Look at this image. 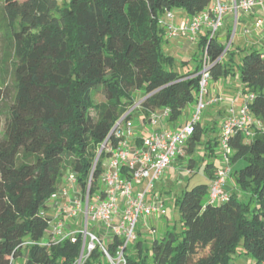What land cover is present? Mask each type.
Returning a JSON list of instances; mask_svg holds the SVG:
<instances>
[{
  "label": "trees",
  "instance_id": "1",
  "mask_svg": "<svg viewBox=\"0 0 264 264\" xmlns=\"http://www.w3.org/2000/svg\"><path fill=\"white\" fill-rule=\"evenodd\" d=\"M211 4V0H0V40L5 42L10 74V83L2 80L0 87V264L78 263L81 235L73 243L69 238L52 241L47 233L51 196L66 171L76 175L85 192L96 149L137 100L144 99L140 105L144 118L169 108V123L177 122L195 103L199 68L187 74L167 69L174 60L162 52L164 34L158 21L172 10L192 18ZM203 39L213 64L211 79L231 73L233 65L228 68L220 58L224 45L209 33ZM263 55L258 50L245 52L238 78L242 93L254 96L250 113L264 128ZM97 93H102L103 102H96ZM202 133L197 124L186 146L189 157ZM212 141L217 145L216 139ZM229 145L230 178L248 200L242 202L237 192H229L226 202L207 204L218 170L207 164V182L177 200L181 233L172 227L160 238L138 237L123 252L125 264H230V253L241 239L251 264H264V130L249 142L236 133ZM241 160L244 166L233 171ZM193 162L190 158L188 169ZM99 164L90 195L100 188ZM122 244L123 240L110 238L107 253L112 259ZM206 248L207 254L194 258ZM80 264L111 263L96 247Z\"/></svg>",
  "mask_w": 264,
  "mask_h": 264
},
{
  "label": "built area",
  "instance_id": "2",
  "mask_svg": "<svg viewBox=\"0 0 264 264\" xmlns=\"http://www.w3.org/2000/svg\"><path fill=\"white\" fill-rule=\"evenodd\" d=\"M211 2L208 11L193 16L181 28L169 24L168 21L173 19L172 11L164 12L165 19H159L158 23L168 29L171 37L185 35L194 37L201 31L213 37L222 27V20L227 12L234 11L235 14L237 11L249 12L256 6L264 9V0H211ZM261 24L262 20H258L255 25ZM247 33L248 30L245 31V34ZM212 66L207 48L204 47L200 55V69L196 75L197 98L190 120L186 124L166 129L165 125L171 113L169 108L158 109L144 118L140 109L144 99L137 100L119 117L100 145L85 192L82 193L76 175L70 173L66 180L70 190L59 187L51 196L49 209L52 208L55 214L50 217L47 233L52 241L69 238L74 243L76 235H81L83 253L86 251V256L97 247L111 264H125L123 252L138 237L135 234L138 219L142 217L145 220L143 226L146 227V220L153 221L167 216L166 203L162 197L155 196L152 200H147V196L152 194L156 182L164 171L177 159L184 157L187 143L194 133L195 126L200 123L203 111L221 101L220 98H207ZM253 98L252 94L246 95L237 115L232 101L231 115L221 126L218 139L221 166L210 184L207 199L209 205L226 202L229 199L226 186L231 176L230 138L240 133L245 142H249L256 132L264 130L262 123L250 113L249 106ZM139 129H146L147 134L142 136ZM103 155L108 157L109 161L102 167L99 179L101 187L90 195L93 172ZM136 182L142 184L140 190L134 189ZM89 223L99 226L100 235L89 232ZM72 225L78 226L79 229L73 230ZM146 232L150 236L156 234L152 226L148 227ZM112 237L123 240L115 259L107 253V245Z\"/></svg>",
  "mask_w": 264,
  "mask_h": 264
},
{
  "label": "crops",
  "instance_id": "3",
  "mask_svg": "<svg viewBox=\"0 0 264 264\" xmlns=\"http://www.w3.org/2000/svg\"><path fill=\"white\" fill-rule=\"evenodd\" d=\"M59 1L66 2L68 0H59ZM225 15H226V19H225L226 36L230 34L229 25H231V23L234 24L233 34L236 33L235 32L236 29L240 28L237 30L239 34L235 41V43H237L236 51L241 52L243 50L242 55H244L245 52L249 50H258L264 53V9L262 7L256 6L253 10L249 12L237 11L236 14L234 13V11H231V12H227ZM172 17L173 19L168 22L169 24H173L177 28L183 27L185 23L190 19L185 13L181 12V10H178L177 13L172 12ZM160 19H165L164 13L160 16ZM258 20H262V24L260 26L255 25ZM159 27L162 29L164 34V39H163L164 47L169 49V47L172 46V48H176L180 53V57L182 61L181 64L186 65V68L188 70L183 74L192 73L196 71L198 68L200 69V55L203 48L205 47L203 43L204 41L203 37L205 36L206 32L201 31L194 37L189 35L171 37L166 27L164 26L162 27L161 25H159ZM246 30H248L247 34H245ZM219 31H221V29H219ZM215 36L217 39L216 34ZM218 42L223 44V42L220 41ZM242 46L243 49H241ZM232 50L233 49L228 50V48H225L222 56V61H226V65L228 66V68H231V65H233L232 63L233 61H231V59L234 60V58L230 57V52ZM170 52L171 51L168 50V53ZM170 57L172 58V56ZM193 60H195L197 64L193 71H189L190 69L188 68V65ZM210 81H212L211 91L209 92L208 90L207 98L210 97L220 98L221 101L217 104L208 106L213 108L214 114L208 117L207 123H205V121L201 119L199 125L200 127L203 128V132L206 131L208 133L207 140L211 141L209 146H212V144H214V142L212 143L213 139H216V143H218L221 126L226 120H228V118L231 115V102L234 101L233 109L235 114L237 115L241 105L245 101L246 95L242 93V85L238 78V73L233 72V70L231 71V73H228L226 76L220 77L218 80L211 79ZM140 95L141 94L139 93L137 95V98L140 97ZM193 108H194V104L188 105L184 110L183 120L174 123L167 122L165 128L173 129L186 124L190 120ZM139 133L142 136H145L147 134V130L139 129ZM214 133H215V137H212ZM174 167L176 170L181 171L183 169H188V163L186 162V160L177 159L176 162L174 163ZM214 169L216 170L218 169V167H214ZM137 186H139V189H141L142 187L141 184H138ZM227 191L228 193L237 192V189L234 185L233 177L230 178L228 181ZM159 194L160 193L158 192L156 193L152 192V194L147 196V200H152L155 196H160ZM50 205H52V202H50ZM49 210H52L54 212L52 208ZM64 221L70 223V221L66 219H64ZM150 224L155 229L157 227L161 234H164L165 231L172 228L170 225V221L166 220V217L158 220L150 221ZM72 229L75 230L76 228L74 229V226L72 225Z\"/></svg>",
  "mask_w": 264,
  "mask_h": 264
},
{
  "label": "rangeland",
  "instance_id": "4",
  "mask_svg": "<svg viewBox=\"0 0 264 264\" xmlns=\"http://www.w3.org/2000/svg\"><path fill=\"white\" fill-rule=\"evenodd\" d=\"M58 2H61V1L58 0ZM177 11L178 10H172V12H175V13H177ZM225 19H226V15H224L223 20H222V28H220L221 31L218 30L216 35H217L218 41L223 42V45L225 48H228V50L233 49L230 52V57L234 58L232 62L233 63L232 70L233 72L238 73L237 67L242 59L243 50L241 52L236 51L237 43H235V41L239 34L237 30L240 28L235 30L236 33H234L235 34L234 35L233 34L234 24L231 23V25H229L230 34L226 36ZM241 49H243V46ZM168 50H170L171 52L168 53ZM162 52L164 53V55L172 56V58L174 59L171 66L170 65L166 66L169 71L176 72L179 74H183L188 71L186 68V65L181 64L182 61H181L180 53L178 52L176 48H172L171 46L168 49L164 47L163 45ZM7 61L8 59H7V51L5 50V42L0 40V87H1L2 80H4L7 84L10 83V74L8 72L9 64L6 63ZM196 64L197 62L195 60L189 63L188 65V68L190 69L189 71H193L195 69ZM211 82L212 81L209 82V86H208L209 92L211 91ZM95 100L96 102H103L104 96L102 95V93H97L95 96ZM213 114H214L213 108L208 107L203 111L201 115V119L204 120L205 123H207L208 117L210 115L212 116ZM183 118H184V112L178 121H182ZM133 119L136 121L134 117ZM2 127H3V119L1 118L0 119V130L2 129ZM212 137H215V133L213 134ZM207 138H208V133L204 131L202 133L201 141L196 145L195 152L193 156L191 157L194 159L191 169H183L181 171H178L175 169L174 163H173L168 169L164 171L159 181L156 182L154 189H153V192L160 193L159 195L165 201L166 210H167L166 220L170 221L171 227H175L176 232L178 234H180L182 231V224L180 222V212H179V206H178L177 200L181 198L182 194L185 191H189L193 187L207 182V177L205 173V167L207 164L213 163L214 167H218V168L221 166L220 159L218 156V152H219L218 143L217 145L213 144L214 150L210 151V149L207 147L208 146ZM213 142L214 141H212V143ZM99 150H100V146L96 149L95 159L98 155ZM189 158H190L189 155L185 153L184 157L180 159L186 160V162L188 163ZM108 161H109V158L103 155V157L100 160V164H99L100 168L102 169V167L106 163H108ZM244 164L245 162L243 160L237 162L236 164L233 165V169H234L233 171L239 170L240 168L244 166ZM69 174H70L69 171H66L64 173L59 187H65L67 190H70L69 185L66 183V180ZM138 184L140 183L136 182L134 184L135 190H140L139 186H137ZM237 195H238V198L242 202L247 201L249 197L247 193H242L239 191L237 192ZM53 214H55V211L54 212L52 210L47 211V215L49 217H52ZM143 224H145V220L142 217H140L135 227V234H137L138 237H141V239L147 238L150 240L154 238H160L162 236V234L160 233L157 227H156L157 230L154 228L156 230V234L154 236L148 235L146 230L148 227L151 226L150 221L146 220V225H147L146 227H144ZM74 229L78 230L79 228L78 226L76 227L74 226ZM88 230L90 233L97 234L98 226L96 224L89 223ZM106 238H107V235L104 238L105 241L107 240ZM207 253H208L207 248L199 250L194 258L197 259ZM85 257L86 255L85 256L83 255L82 259H84ZM252 262H253V259L251 258L249 254H246L245 249L243 247L242 239H241L237 243V245L234 247L233 251L230 253V264H251Z\"/></svg>",
  "mask_w": 264,
  "mask_h": 264
},
{
  "label": "water",
  "instance_id": "5",
  "mask_svg": "<svg viewBox=\"0 0 264 264\" xmlns=\"http://www.w3.org/2000/svg\"><path fill=\"white\" fill-rule=\"evenodd\" d=\"M82 257H83V246L81 247V253H80V258L78 260V263H81Z\"/></svg>",
  "mask_w": 264,
  "mask_h": 264
}]
</instances>
